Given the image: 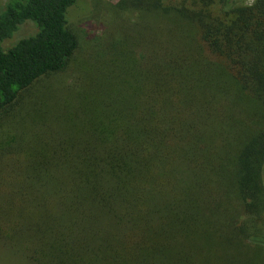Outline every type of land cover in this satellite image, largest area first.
<instances>
[{
    "label": "trees",
    "instance_id": "1",
    "mask_svg": "<svg viewBox=\"0 0 264 264\" xmlns=\"http://www.w3.org/2000/svg\"><path fill=\"white\" fill-rule=\"evenodd\" d=\"M164 1L1 0L0 264H264V0Z\"/></svg>",
    "mask_w": 264,
    "mask_h": 264
},
{
    "label": "rangeland",
    "instance_id": "2",
    "mask_svg": "<svg viewBox=\"0 0 264 264\" xmlns=\"http://www.w3.org/2000/svg\"><path fill=\"white\" fill-rule=\"evenodd\" d=\"M164 2L165 4H168L170 0H165ZM253 2L254 0H246L245 3L251 5ZM129 3L130 0H80L79 5L74 8V11L72 12L73 15L75 14V18L71 19V27L79 40V48L75 53L73 61L87 58L93 45L102 41L104 34L113 28L111 23L116 22L117 18L120 20L123 19V17L126 18L124 20L127 24L132 23L135 20L136 12L133 8H127L129 7ZM2 4L3 2L1 3L0 0V7ZM34 30L35 26L32 23H28L17 32L12 43H15L21 38L33 33ZM0 129H4V126H1ZM227 254L228 257L223 251H220L196 255L194 263L236 264L231 259L234 258V256L229 255V253ZM168 264H172V262L169 261Z\"/></svg>",
    "mask_w": 264,
    "mask_h": 264
}]
</instances>
